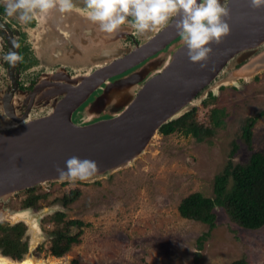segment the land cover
Here are the masks:
<instances>
[{
	"label": "rangeland",
	"instance_id": "obj_1",
	"mask_svg": "<svg viewBox=\"0 0 264 264\" xmlns=\"http://www.w3.org/2000/svg\"><path fill=\"white\" fill-rule=\"evenodd\" d=\"M234 65L229 63L188 107L197 108L198 120L209 126L210 109L223 110V123L214 137L199 142L183 133L158 132L140 158L106 177L49 183L50 188L40 185L31 188L32 194L27 189L10 197L4 212H24V218L6 224L26 225L31 241L43 243L44 250L51 240L54 214L61 212L65 222L80 220L86 225L81 242L64 257L37 252L32 264H231L242 258L248 264H264V227L236 226L220 207L215 209L214 228L179 213L181 201L193 193L213 197L215 179L227 165L246 164L253 152L264 150V71L245 80L234 77ZM163 66L164 62L159 68ZM209 93L214 98L208 99ZM255 117L250 150L242 128ZM76 190L79 197L65 205L61 198ZM34 195L41 197L31 204L27 198Z\"/></svg>",
	"mask_w": 264,
	"mask_h": 264
},
{
	"label": "water",
	"instance_id": "obj_2",
	"mask_svg": "<svg viewBox=\"0 0 264 264\" xmlns=\"http://www.w3.org/2000/svg\"><path fill=\"white\" fill-rule=\"evenodd\" d=\"M249 2L229 0L230 19L226 20L231 33L222 43L211 45L213 51L205 67L191 63L183 45L166 69L149 80L137 95L125 80L109 85L88 109L98 104L102 109L96 114L118 113L113 118L86 126L75 124L72 114L83 99L79 100L80 93L74 96L75 91H70L43 121L0 132V209L10 197L27 189L73 182L61 180L56 171L57 166L64 168L69 157L94 160L99 166L88 180L74 182H91L133 164L164 125L194 109L188 107L229 63L247 62L234 72H244L246 78H239L245 80L264 71V9L253 10ZM174 24L171 22L164 31ZM173 34L166 45L180 35L177 31ZM37 94L38 91L34 93ZM20 213L24 212H3L4 221L18 224L19 220L10 219V215L17 217ZM36 244L37 240L31 241L28 255L34 257Z\"/></svg>",
	"mask_w": 264,
	"mask_h": 264
},
{
	"label": "flooded vegetation",
	"instance_id": "obj_3",
	"mask_svg": "<svg viewBox=\"0 0 264 264\" xmlns=\"http://www.w3.org/2000/svg\"><path fill=\"white\" fill-rule=\"evenodd\" d=\"M71 3L72 7L65 12L59 10V4L47 11L34 9L28 13L30 19L21 22L19 12L8 15L6 0H0V132L43 121L68 92L78 88L89 90L81 95L79 100L84 101L72 114L75 124L86 126L111 119L118 113H89L90 104L109 85L122 80L126 86H133L137 95L149 80L166 69L175 52L184 45L179 35L148 53L149 46L172 29L173 26L164 31L173 21L150 31L151 34H140L126 23L115 35H108L100 32L98 24L89 19L85 0H71ZM176 41L179 44L174 46ZM10 51L22 57L15 66L4 59ZM246 63L234 65V70ZM96 77L101 78L92 85L89 80ZM134 77L138 79L131 82ZM36 91L38 94L34 95ZM211 97L214 95L209 93L208 99ZM257 118H249L245 124ZM3 212L0 209V225L6 224ZM28 231L25 225L22 240L27 244V252L13 257L5 255L4 248H0L1 255L13 261L24 260L32 240ZM42 245L36 244L32 253L45 252Z\"/></svg>",
	"mask_w": 264,
	"mask_h": 264
},
{
	"label": "trees",
	"instance_id": "obj_4",
	"mask_svg": "<svg viewBox=\"0 0 264 264\" xmlns=\"http://www.w3.org/2000/svg\"><path fill=\"white\" fill-rule=\"evenodd\" d=\"M214 98V97H212ZM203 106H209L203 102ZM223 110L214 107L210 109V125L202 124L198 120V109L194 108L182 117L164 125L160 133L170 136L183 133L193 137L196 141H204L215 136V131L223 123ZM256 119H251L242 129V137L248 148H253V127ZM236 148V147H235ZM214 196L208 197L202 193H193L184 198L179 205L182 218L193 220L210 228H214L217 221L215 209H223L236 226L249 230H258L264 227V150L255 151L250 155L246 164H229L223 174L216 177ZM53 184H49V188ZM35 189L26 193L32 194ZM79 190L72 191L61 198L65 205L72 203L79 197ZM41 196H30L28 202L35 204ZM65 214L58 212L52 217L53 228L50 230L51 240L46 246L48 255L62 258L68 254L74 245L81 242L86 225L80 220L65 222ZM25 226L0 225V248H4L5 255L19 257L27 252V244L22 240ZM231 264H248L245 258Z\"/></svg>",
	"mask_w": 264,
	"mask_h": 264
},
{
	"label": "clouds",
	"instance_id": "obj_5",
	"mask_svg": "<svg viewBox=\"0 0 264 264\" xmlns=\"http://www.w3.org/2000/svg\"><path fill=\"white\" fill-rule=\"evenodd\" d=\"M57 4L61 12L72 7L71 0H6L8 15L19 12L21 22L30 19L28 13L32 10L47 11ZM85 4L89 19L108 35H115L126 23L145 34L174 21L188 60L201 67L206 66L212 54L211 45L222 43L231 33L226 20L230 19L227 0H85ZM249 6L253 10L264 9V0H250ZM4 59L15 66L22 57L10 51ZM98 167L94 160L72 156L64 168L57 166L56 171L61 180L86 181L98 172Z\"/></svg>",
	"mask_w": 264,
	"mask_h": 264
},
{
	"label": "bare ground",
	"instance_id": "obj_6",
	"mask_svg": "<svg viewBox=\"0 0 264 264\" xmlns=\"http://www.w3.org/2000/svg\"><path fill=\"white\" fill-rule=\"evenodd\" d=\"M179 18V17H178ZM177 18V19H178ZM177 30H176V27H175V24H174V26L172 27V29H170L169 31H167L166 33H164V34H166V35H164L163 36V38L161 37L158 41H156V42H154V43H152L150 46H149V49H148V53H150L149 51H152V50H157V49H159V48H161L164 44H166L167 43V41H169V39H170V36H172V35H174L173 33H175ZM146 52V53H147ZM243 73L244 72H242V71H240V72H238V73H236L235 75L236 76H234V77H237V78H239V77H244V75H243ZM99 76H101L102 75V73L101 72H99V74H98ZM99 78H101V77H96V78H94V79H92V80H89V82L90 83H92V85H94V83H95V81L97 80V79H99ZM77 88V87H76ZM87 90H89V89H76V91L75 92H73L74 94V96L76 95V94H78V93H80V95L79 96H81V95H85V93H87L86 91ZM53 94V93H52ZM99 107V108H98ZM101 106H99L98 104H96L94 107H92L91 109H90V111H99V110H101L102 108H100ZM24 218V213H20V214H18V216L16 217L15 215H10V219H12V220H20V219H23ZM25 262H30L31 264H32V259H31V255H27L26 257H25V259L21 262V264H25ZM12 262H11V260H9V259H7V258H0V264H11Z\"/></svg>",
	"mask_w": 264,
	"mask_h": 264
}]
</instances>
